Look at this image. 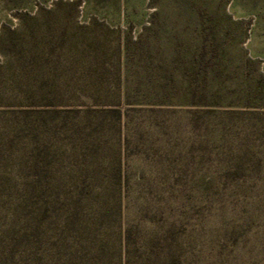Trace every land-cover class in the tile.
<instances>
[{"label":"rangeland","instance_id":"rangeland-1","mask_svg":"<svg viewBox=\"0 0 264 264\" xmlns=\"http://www.w3.org/2000/svg\"><path fill=\"white\" fill-rule=\"evenodd\" d=\"M0 264H264V0H0Z\"/></svg>","mask_w":264,"mask_h":264}]
</instances>
